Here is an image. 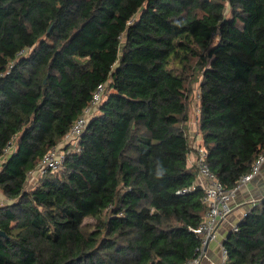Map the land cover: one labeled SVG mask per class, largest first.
Wrapping results in <instances>:
<instances>
[{
  "label": "trees",
  "instance_id": "1",
  "mask_svg": "<svg viewBox=\"0 0 264 264\" xmlns=\"http://www.w3.org/2000/svg\"><path fill=\"white\" fill-rule=\"evenodd\" d=\"M197 71L201 145L229 190L264 153V0H0V158L15 145L0 167V264L193 259L208 207L201 187L178 192L197 178ZM101 83L78 148L27 189ZM236 227L225 264H264V197Z\"/></svg>",
  "mask_w": 264,
  "mask_h": 264
},
{
  "label": "built area",
  "instance_id": "2",
  "mask_svg": "<svg viewBox=\"0 0 264 264\" xmlns=\"http://www.w3.org/2000/svg\"><path fill=\"white\" fill-rule=\"evenodd\" d=\"M106 84H98L92 93L90 105L83 109L82 113L72 124L68 133L64 136L63 140L55 147L51 148L39 161L36 168L27 173V178L31 179L36 177L37 180L42 175L50 172H58L63 169V163L67 151L76 150L78 141L82 133L84 132L89 120L97 114L98 107L104 97ZM199 98V95H198ZM66 147L69 149L66 151ZM15 149L14 142H9L7 147L4 149L3 156L0 158V162L3 163L8 156L13 153ZM196 162L194 166L197 169L196 181L189 188L182 189L179 194H186L195 190L196 187H201L204 191L203 202L207 205L208 210L204 216V219L200 225L195 229H190L195 235L200 236V245L195 249L196 256L187 260L182 264H200L201 260L205 256L206 243L215 241V234L217 224L220 220L227 217L230 212V203L234 198L237 190L244 184L251 182L260 172L261 167L264 164V153L259 155L254 161L251 169L248 173L243 175L236 183L235 187L229 190H225L220 185L216 176L210 171L209 166L206 163V152L203 147H196ZM248 211V210H247ZM247 211L243 214L246 216ZM233 231H237L236 225L232 227ZM219 245L220 253V264H225L226 261V250Z\"/></svg>",
  "mask_w": 264,
  "mask_h": 264
},
{
  "label": "crops",
  "instance_id": "3",
  "mask_svg": "<svg viewBox=\"0 0 264 264\" xmlns=\"http://www.w3.org/2000/svg\"><path fill=\"white\" fill-rule=\"evenodd\" d=\"M196 138H200L198 147H202L201 136L198 134ZM195 153L190 152L188 155V166L193 165V157ZM0 162V167H1ZM38 184L36 177L27 180L26 188L33 189ZM264 197V164L259 174L249 183L242 185L236 192L230 203V214L217 224L215 241H210L206 247L204 258L200 264H220L219 245L227 238L232 227L236 225L242 218L243 214L250 209L255 203ZM8 203V200L0 192V206Z\"/></svg>",
  "mask_w": 264,
  "mask_h": 264
},
{
  "label": "rangeland",
  "instance_id": "4",
  "mask_svg": "<svg viewBox=\"0 0 264 264\" xmlns=\"http://www.w3.org/2000/svg\"><path fill=\"white\" fill-rule=\"evenodd\" d=\"M200 80L199 71L192 73L190 75L188 82H187V88L191 91V94L188 99L187 103V116H188V122L186 124V132L187 137L190 143V151L192 153H195V148L199 146L200 144V138H196L198 133V95H199V89H198V81ZM196 154V153H195ZM194 154L193 157V166L196 162L197 158ZM85 225H92L94 224L93 219H85L83 222Z\"/></svg>",
  "mask_w": 264,
  "mask_h": 264
},
{
  "label": "water",
  "instance_id": "5",
  "mask_svg": "<svg viewBox=\"0 0 264 264\" xmlns=\"http://www.w3.org/2000/svg\"><path fill=\"white\" fill-rule=\"evenodd\" d=\"M1 235H3V233H1V232H0V236H1ZM207 246H208V245H207V243H206V246H205V248H206Z\"/></svg>",
  "mask_w": 264,
  "mask_h": 264
},
{
  "label": "clouds",
  "instance_id": "6",
  "mask_svg": "<svg viewBox=\"0 0 264 264\" xmlns=\"http://www.w3.org/2000/svg\"><path fill=\"white\" fill-rule=\"evenodd\" d=\"M159 175H162V172L158 173Z\"/></svg>",
  "mask_w": 264,
  "mask_h": 264
}]
</instances>
